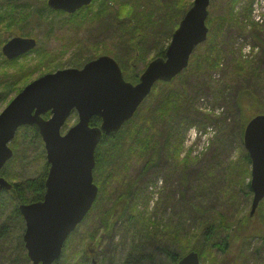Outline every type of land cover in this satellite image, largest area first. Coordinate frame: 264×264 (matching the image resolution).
Listing matches in <instances>:
<instances>
[{
	"label": "trees",
	"instance_id": "16d2710c",
	"mask_svg": "<svg viewBox=\"0 0 264 264\" xmlns=\"http://www.w3.org/2000/svg\"><path fill=\"white\" fill-rule=\"evenodd\" d=\"M253 1L222 0L223 14L214 18L208 16V21L206 20V25H209L211 20H213L211 28L209 29L207 26L210 33L212 34L214 31L220 37L226 38L232 32L238 35L248 34L254 38L256 44L263 51L264 37L262 38V34L264 33V28L251 20V4H253ZM149 2H152V4L156 3L147 10L148 13L144 14L138 0H126L121 23L126 30L130 29L131 33H136L137 38L140 37V44L146 41L147 33L155 34L156 31L159 34L156 36L155 43L159 44L158 39L164 36L166 39L165 43L167 44L179 21L191 4H187L183 0H165V2L162 0H150ZM31 3L25 2L21 5L19 12H22V17H25V21L19 22L13 16L10 17L7 8L3 7L11 4L9 0H0V24L12 26L15 21L14 25L17 24L19 26L22 24L26 28L28 24L34 21H41L43 15L40 13V9L42 10L46 6L44 0H38L34 9ZM102 4L107 5V2H102ZM133 7L136 9L134 10ZM2 8L4 12H1ZM112 12L115 15H122V10L118 14L114 11ZM59 13L61 17L66 16L64 12ZM161 13L162 16L160 15ZM154 15L161 16L159 23H155V19L152 17ZM113 17L115 19L118 18L114 15ZM145 17H147V20L143 22ZM163 22L164 24L158 26V30L153 31L157 24ZM248 26L251 27L249 31H247ZM27 31L29 30L25 31L21 29L19 34L21 33L20 35L23 37H30V32ZM209 40L208 37L207 42ZM5 41L4 38H0V46ZM217 44L218 42L213 43L211 40L210 45L205 48L203 61L204 65L212 66L209 68L218 67L221 64V58L216 49ZM165 49L166 47L163 46L155 57H163ZM0 58H2L1 53ZM234 64L230 74L232 77L229 78L232 83L222 85L216 93L219 98L224 97L227 99L229 97L235 108L241 111L242 106H244L249 98H254L261 94L262 97L264 96V69L260 67V63L258 62L254 63V65H249L247 61L235 60ZM18 81L19 83L17 84L19 86L13 83L15 85H11L10 87L13 95H16L30 82L21 84L20 80ZM183 92L188 97L185 89ZM178 97L184 98L182 92L178 94ZM1 102H3V99L0 98ZM177 102L178 109L183 105L185 106V104ZM249 103L253 105L255 102L251 99ZM186 114L188 115L189 122L194 115L198 117L191 107H188ZM259 114H264V109ZM253 116L247 118V121L238 127L235 142L239 145L242 142L245 125ZM48 117L49 114L44 116V118ZM99 123L100 120L98 118H92L89 124L90 126H98ZM20 130H22L21 133L19 132ZM20 130L16 132L14 139L9 145L14 156L0 171V176L11 185L10 190H3L0 193V264H31L22 241L25 228L23 218L18 211V206L42 200L45 192L44 183L49 170V164L45 160L42 141L35 128L25 126ZM119 133L121 132L112 136H102L95 149V166L92 175L93 182L97 186L100 185L99 182L104 183L103 174L104 178L107 179L108 176L113 178L112 176L116 172V166H109L110 161L106 160V155H104L101 148L113 139L119 141ZM27 134L30 138L28 143L34 144L36 142L40 147L35 157H30L28 154L29 147L25 143L21 142L23 146L26 145L24 148H21L20 141ZM225 136H231L230 132L226 131ZM164 138L166 139V137ZM147 142L149 141L138 133L134 138V142L128 144L127 147L135 145L141 150L144 147L143 150L148 153ZM150 155L145 158L144 163L135 167L136 174L132 175L129 180L127 179L126 186H124L127 191L123 192L124 194L121 196L118 195L119 197H116L111 205L99 206L97 204L100 201L99 194L101 192H99L95 200V206L91 208L84 220L65 241L60 258L53 264H115L112 251L127 243L128 247L125 255L117 264H176L180 258L191 251L197 252L201 264H217L218 262L214 258L207 261L204 252L207 250L214 251L215 253L220 252L221 254L233 252L230 249V235L232 230L236 228L235 225L240 223L241 218L239 217H241L244 209L233 205L232 207H222L229 203L230 197L226 196L225 199L222 198L220 200V194L224 190V193L227 195V186L223 184V179L218 178L220 183L218 182L216 173H220L221 178H225L228 172L225 167L223 170H219L221 166L218 164V154L216 153L215 155L211 151L210 159L205 161L204 164H200L197 168L194 165H187V163L197 160L191 158L189 155L176 163V158L178 160L180 158L179 154L174 160L175 156L166 146L162 148L155 147L150 152ZM29 157L32 161L29 164L27 163V166L33 164L32 162L36 159V162H40L41 169L35 175L21 177L17 174L12 163L14 161L24 163ZM241 160L244 164V167L242 166L244 172L246 171L247 178H249L250 160L244 150L241 153ZM235 168H237L236 165L230 166L229 171ZM192 171H195L192 174L196 177L195 184L190 183L192 178H190L191 175L189 176V174ZM177 172L181 174V178L179 179V189L181 190L177 192L178 194L173 189L162 190L159 192L156 201L150 206L151 194H149L148 188L153 185L155 179L164 176L166 185L165 175L170 178L173 173ZM219 189L223 192L219 193ZM244 189L245 201L247 202V198L249 200L252 195L249 182L244 185ZM177 203L179 205L182 204L184 210L178 213L174 221V219L167 217V210L174 207ZM262 205H264V200L260 203L253 216L255 217L258 213V222L253 226V229H249L245 236L241 238V246L237 248V250L241 249L239 264L242 262L244 264H264V211L259 212ZM91 217L90 221L92 223L88 228L83 230L87 219ZM186 222H188V226H186V229H183V223ZM216 222L218 223L217 227L224 231V237L219 240L220 243H217L215 239V235L217 234ZM78 233H80L79 244L76 247H69L71 238ZM117 234L120 238L115 241ZM254 241L257 244L252 247ZM101 243L105 244L103 251L97 250L102 245ZM91 258H93L94 262H92ZM235 261L236 259H234V263Z\"/></svg>",
	"mask_w": 264,
	"mask_h": 264
},
{
	"label": "rangeland",
	"instance_id": "374dc122",
	"mask_svg": "<svg viewBox=\"0 0 264 264\" xmlns=\"http://www.w3.org/2000/svg\"><path fill=\"white\" fill-rule=\"evenodd\" d=\"M46 1L47 0H44L45 5ZM125 1L126 0H103L102 2H107V5L102 4L99 7L95 6L97 3L95 1L91 5L89 4V12L87 14H85L86 11H81V15L75 14L72 17H69L67 14L64 17L59 16V18H54L51 14L49 16L45 14V18H43L42 21H34L28 24L26 28L22 24L19 26H17V24L14 25L15 21L12 26L0 24L1 39L4 38V40H7L14 35L21 36L19 31L24 29L25 31L29 30L27 32H30V36L37 41L36 46L32 50L18 58L12 60H7L3 56L0 58V98L3 99V102L0 103V112L10 102V99L15 96L12 91H10V87L11 85H15L13 83L19 86V84H17L19 83L18 80H20L21 84H24L38 78L41 74L46 72L54 73L57 70L66 69L68 67L81 68L87 62L100 56L113 58L119 64L125 81L132 84L138 83L140 75L144 71L146 65L152 59L156 58V54L163 46L166 47L169 44L170 39L166 44V39L162 36L158 39L160 43H155L157 39L156 36L159 34L157 33L158 31H156L155 34L147 33L146 41L140 44V37L137 38V35H135L136 33H131L130 29L126 30L121 23ZM149 1L150 0H138L144 14L148 13L147 10L156 3L152 4V2ZM162 1L165 2V0ZM183 1L191 5L193 2V0ZM9 2L11 3L9 6H3L7 8L9 16H13L14 19L19 20V22H23L25 21V17H22V12H19L21 5L25 2L29 4L32 2L31 6L33 5L34 9L36 8L38 0H9ZM222 6V0H211L210 8H208L209 17L214 18L216 16H221L224 12ZM45 7L43 9H45ZM133 9L135 10L136 8L133 7ZM251 9V20L264 28V0H254L253 4H251ZM121 10L122 15H115L112 12L114 11L118 14ZM1 12H4L3 8ZM42 12L45 11L43 10ZM47 12L51 13L50 10ZM113 15L118 18L115 19ZM160 15L162 16V13ZM161 16H152L155 19V23L161 21ZM146 20L147 17H145L143 22ZM212 22L213 20H211L209 25L207 24L209 29L212 26ZM162 24H164V22L157 24L153 31L158 30V26ZM249 30H251V27L248 26L247 31ZM208 37L210 40L207 42ZM263 37L264 33L262 34V38ZM211 40L213 43L218 42L216 49L221 58L220 66L214 68H209L212 66L206 64L204 65L203 61L205 48L210 45ZM263 51L260 46L256 44L254 38L250 37L248 34L238 35L232 32L226 38L220 37L214 31L211 34L208 30L206 40L196 46L190 55L188 66L171 81L156 82L151 92L137 108L132 118L126 121L118 131L121 132L118 136L119 141L113 139L101 148L104 155H106V160L108 162L110 161L109 166H116L117 169L112 176L113 178L108 176L106 179L103 174L104 183L99 182L100 185L97 186V196L99 192H101L99 194L100 201L97 202V204L99 206L111 205L112 201L116 199V197H119L118 195L121 196L124 194L123 192L127 191V189L124 188L127 179L129 180L132 175L136 174L135 167L144 163L145 158L151 156L150 152H152L155 147L162 148L166 146L175 156L173 158L174 160L179 154L180 158L179 160L176 158V163L183 160L188 155L193 159H197L195 162L187 163V165H194L195 168L209 160L211 156L210 153L213 151L215 155L216 153L218 154V164L221 166L219 170H223L225 167L228 172L225 178H221V174L216 173V179H223V184L227 186V195L224 193L225 190L224 192L221 189L218 190L219 193L223 192L220 194V200L222 198L225 199L226 196L230 197L229 203L222 207H232L233 205L244 210L241 217H239L241 218L240 223L235 225L236 228L232 230L230 235V249H232L233 252L221 254L220 252L215 253L214 251L207 250L204 252V256L207 261L214 258L217 260V264H239V253L241 249L237 250V248L241 246V238L245 236L249 229H253V226L258 222V213L253 217L258 207L253 215H250L252 195L249 200L247 198L246 202L244 189V185L249 182L250 172L249 178H247L246 171L244 172L243 169L244 164L241 160V153L243 150L246 153V150L243 147V142L239 145L235 142V139L238 127L241 126L243 122L247 121V118L262 112V109H264V96L262 97L261 94L260 96L249 98L244 106H242V110L239 111L235 108L229 97L227 99L224 97L219 98L216 92L222 85L232 83L229 78L232 77L230 74L235 65V60L247 61L249 65H254V63L256 64L258 62L260 63V67L264 69ZM184 89L188 97L185 96V92H183ZM181 92L184 98L178 97V94ZM251 99L255 102L253 105L249 103ZM177 101L185 104V106L183 105L178 109ZM188 107L193 108V112H196V115H198V117L194 115L190 122L186 114ZM77 120V115L73 112L62 127L61 133L66 132ZM23 127L25 126L18 128L17 131ZM226 131H229L231 136H225ZM19 132L21 133L22 130ZM138 133L149 141L146 144L148 153L143 150L144 147L142 150L135 145L127 147L128 144L134 142V138ZM164 137H166V139ZM29 140L28 134L27 136L25 135L20 141L21 148L28 145V154L30 157H35L40 147L36 142H34V144L31 142L28 143ZM21 142L26 145L23 146ZM42 146L44 149L43 142ZM13 156L12 154V157ZM30 157L24 163L20 161H14L12 163L17 174L21 177L35 175L41 169V164L39 161L36 162V159L32 162L33 164L27 166L30 161H32ZM234 165H236L237 168L229 171V167ZM194 172L195 171H192L189 176L191 175L190 178H192L190 183L195 184L196 177L192 175ZM180 178L181 174L178 172L173 173L170 178L165 175V181L167 183L165 185L164 176L157 177L153 185L148 188V192L151 194L150 206L153 205L152 203L156 201L159 192L162 190L173 189L175 193L178 194L177 192L181 190L179 189ZM218 182L220 183L219 179ZM176 196L178 197V195ZM263 200L260 203H262ZM94 206L95 201L91 208ZM182 210H184L183 205L177 203L174 207L167 210V217L175 221L178 213ZM261 211H264V205L260 207L259 212L261 213ZM215 218L217 219V217ZM91 219L92 217L87 219V223L83 227V230L90 226L92 223L90 221ZM217 225L218 223L216 224L217 234L215 235V239L217 243H220L219 240L224 237V231L219 229ZM186 226H188V222L183 223V229H186ZM119 238L120 236L117 234L115 241L119 240ZM79 242L80 233L75 234L71 238L69 247H76ZM101 244L102 245L97 249L99 251H103L105 247L104 243ZM123 244L125 243L123 242ZM256 244L257 242L254 241L252 247ZM127 247L128 243L112 251L115 264L123 258ZM234 259H236L235 263ZM91 260L93 259L91 258ZM241 264H244V262Z\"/></svg>",
	"mask_w": 264,
	"mask_h": 264
},
{
	"label": "water",
	"instance_id": "95a60500",
	"mask_svg": "<svg viewBox=\"0 0 264 264\" xmlns=\"http://www.w3.org/2000/svg\"><path fill=\"white\" fill-rule=\"evenodd\" d=\"M91 1L48 0L47 5L72 14ZM209 4L210 0H193L172 33L164 57L151 60L135 85L123 79L113 58L100 56L81 69L57 70L32 80L0 112V171L12 157L9 144L22 126L35 128L49 164L42 200L18 206L25 228L22 241L31 264H53L60 258L64 242L96 199L92 172L99 141L116 134L132 118L156 82H169L188 66L195 47L207 38ZM35 46L34 39L12 37L1 53L12 60ZM73 112L77 122L61 133ZM93 117L100 119L99 126H90ZM242 140L250 160L253 215L264 199V114L248 121ZM10 188L0 176V193ZM176 264L201 263L197 252L191 251Z\"/></svg>",
	"mask_w": 264,
	"mask_h": 264
},
{
	"label": "flooded vegetation",
	"instance_id": "af4514ba",
	"mask_svg": "<svg viewBox=\"0 0 264 264\" xmlns=\"http://www.w3.org/2000/svg\"><path fill=\"white\" fill-rule=\"evenodd\" d=\"M97 2L96 4H95V6H97V7H99L100 5H102V1L103 0H93L92 2H91V4L92 3H94V2ZM90 4V5H91ZM90 5H88L87 7H83V8H81V9H79L78 11H76L75 13H73V14H71V15H69V17L71 16H74L75 14H79V15H81L82 13H80L81 11H86V13L85 14H87L88 12H89V6ZM46 6H47V1H46ZM46 9V10H45ZM45 9H40V13L43 15V17H42V19H41V21L43 20V18H45V14L47 15V16H49L50 14L52 15V16H54V18H59V16H60V11H56V10H53V9H51L50 7H45ZM45 11V12H42V11ZM48 10H50L51 11V13H48L47 11ZM85 14H83V15H85ZM66 15V14H65ZM99 17V16H98ZM101 18V17H100ZM70 19V18H69ZM23 37V36H22ZM25 37V36H24ZM26 37H28V36H26ZM30 39H34L33 37H29ZM35 41H36V39H34ZM36 44H37V41H36ZM29 52V51H28ZM26 54V53H25ZM24 55V54H23ZM69 68V67H68ZM70 68H74V67H70ZM46 73H50V72H46ZM46 73H44V74H46ZM41 75H43V74H41ZM93 259V258H92ZM92 262H94L93 260H92Z\"/></svg>",
	"mask_w": 264,
	"mask_h": 264
}]
</instances>
